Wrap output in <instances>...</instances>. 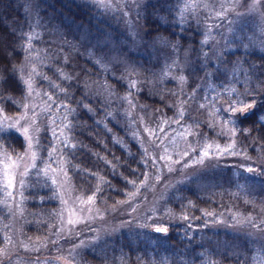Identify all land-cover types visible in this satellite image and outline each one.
I'll return each instance as SVG.
<instances>
[{"label":"trees","instance_id":"1","mask_svg":"<svg viewBox=\"0 0 264 264\" xmlns=\"http://www.w3.org/2000/svg\"><path fill=\"white\" fill-rule=\"evenodd\" d=\"M178 2L146 0L135 14L136 23L146 39L167 38L174 46L188 50L196 46L198 32L191 22H178ZM31 17L35 19L33 24ZM108 20L92 0H0V106L8 114L20 110L25 94L27 38L34 27L54 28L61 35L62 52L51 51L54 55L47 64L41 65L44 62L39 59L32 63L49 75L52 87L44 89L50 97L66 105L63 114L69 122L68 138L61 153L68 176L78 192L94 195L100 204L125 199L150 170L142 146L124 131L125 109L90 89L100 83L113 93L122 92L118 91L121 78L104 68L98 71L97 63H105L107 58L118 69L124 59L135 62L136 67H146L144 55L129 50L120 40L122 33ZM225 54L227 65L238 64L246 72L243 78L240 70L244 82L237 80L238 87L247 89L245 98L252 107L245 112L235 111L232 121L238 147L249 154L252 164L233 166L235 163L222 162L202 178L176 185L163 200L171 219L158 225L167 231L154 230L155 225L124 227L85 248L80 264H259L253 259L257 246L253 238L233 229L228 218L243 213L264 235V51L250 45L237 46ZM207 65L211 69L212 64ZM212 67L208 79L216 83L221 76ZM62 71L66 77L60 74ZM192 73L188 71L189 86L195 80ZM33 78L38 85L48 83L39 73ZM166 95L159 98L146 89L138 93V98L146 108H167ZM47 135L46 131L41 135L44 149L50 143ZM0 146L16 155L26 142L17 130L5 126L0 132ZM38 178L31 175L22 189L24 231L32 236L44 235L58 209L53 187L47 180L40 184ZM7 218V212L0 207V242ZM258 241L262 248L264 242Z\"/></svg>","mask_w":264,"mask_h":264},{"label":"rangeland","instance_id":"2","mask_svg":"<svg viewBox=\"0 0 264 264\" xmlns=\"http://www.w3.org/2000/svg\"><path fill=\"white\" fill-rule=\"evenodd\" d=\"M92 1L107 14L118 33H122L120 40L128 49L146 58V67L142 68L125 59L119 64L121 69L109 58L105 63L97 61L98 71L104 68L121 78L118 91L122 92L113 93L114 90L100 83L90 84V89L125 109L127 120L123 122L127 129L124 131L140 143L150 170L125 199L100 204L94 197L92 204H81V199L86 201L93 195H83L74 188L61 153V146L68 138L66 125L69 122L63 114L66 105L50 97L52 95L44 89L51 86L49 75L32 63L35 59L44 62L41 65L49 63L47 60L54 55L50 52H62L63 41L54 28L34 27L26 42L31 59L27 57L24 62L25 94L20 110L8 114L0 106V120L7 117L5 126L15 125L13 129L26 142L25 148L16 155L0 146V207L8 214V223L1 231L0 264H80L85 248H91L124 227L163 225L161 221L171 219V211L163 200L176 185L202 178L222 162L235 163L233 166L252 164L249 154L238 147L232 121L235 111L243 109L245 112L252 104L245 98L247 89L238 87V81L244 82L246 72L238 64L227 65L225 53L237 46L250 45L264 51V0H179L178 22L181 25L191 22L198 32L196 46L193 44L188 50L174 46L167 38L148 40L144 37L135 14L146 0ZM34 20L31 17L30 23ZM208 62L221 76L216 83L208 79L211 70ZM190 70L195 79L191 86L188 85ZM36 73L48 83L38 85L33 78ZM60 74L66 77L65 71ZM146 89L159 98L168 93L165 97L169 107L146 108L138 98V93ZM43 131L49 134L47 139L50 140L45 149L41 141ZM205 149L210 153L207 157L203 155ZM33 174L37 178L40 175V184L47 180L58 200L56 214L43 236H32L24 231L22 189ZM70 219L78 222L70 224ZM228 219L234 224L233 229L253 238V244L257 245L253 259L264 264V243L262 248L257 243L258 240L264 242L261 229L250 224L243 213Z\"/></svg>","mask_w":264,"mask_h":264},{"label":"snow or ice","instance_id":"3","mask_svg":"<svg viewBox=\"0 0 264 264\" xmlns=\"http://www.w3.org/2000/svg\"><path fill=\"white\" fill-rule=\"evenodd\" d=\"M256 2H259V0H256ZM196 6H205V7H206V5H196ZM0 43H2V40H0ZM0 99H3V95H2V93H0ZM247 107H248V108H251L252 105H248ZM235 110H236V109L233 107V111H235ZM241 111L243 112L244 110L241 109ZM6 121H7V117H5L4 120H0V132H3V131L5 130V124H6ZM7 127H9V128H14L15 125H7ZM25 134H27V129H25ZM72 147H74V145H73ZM208 147L210 148L211 145H208ZM217 147H218V146H217ZM203 155H204L205 157H207V156L210 155V153H209V151H207V150L205 149L204 152H203ZM160 159L163 160L164 157H160ZM168 159L171 160V157H168ZM200 162H202V160H201ZM249 170H251V169H249ZM93 175H95V174L93 173ZM133 183H135V182H133ZM97 190H98V189H97ZM80 202H81V204H85V203H87V204H92V203L94 202V195H93V196H89L88 199H87L86 201H84V200L81 199ZM83 210H84V209L81 208V211H83ZM88 211L90 212L91 209L89 208ZM77 222H78L77 220H71V219L68 221V223H70V224H74V223H77ZM157 231H167V229H163V228H161V229H157Z\"/></svg>","mask_w":264,"mask_h":264},{"label":"water","instance_id":"4","mask_svg":"<svg viewBox=\"0 0 264 264\" xmlns=\"http://www.w3.org/2000/svg\"><path fill=\"white\" fill-rule=\"evenodd\" d=\"M161 228L165 229V227H163V226H158V225L153 226L154 230L161 229Z\"/></svg>","mask_w":264,"mask_h":264}]
</instances>
